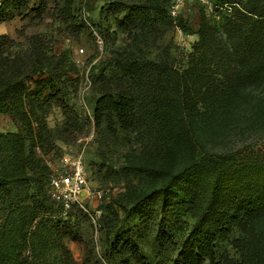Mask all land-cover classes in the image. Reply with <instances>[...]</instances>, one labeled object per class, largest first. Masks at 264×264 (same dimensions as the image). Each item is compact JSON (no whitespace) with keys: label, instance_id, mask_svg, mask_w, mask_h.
I'll list each match as a JSON object with an SVG mask.
<instances>
[{"label":"trees","instance_id":"16d2710c","mask_svg":"<svg viewBox=\"0 0 264 264\" xmlns=\"http://www.w3.org/2000/svg\"><path fill=\"white\" fill-rule=\"evenodd\" d=\"M76 1L63 0L61 13L79 31L74 15ZM132 1L110 3L109 10L120 26L126 22L146 26L165 21L174 30V20L169 16L173 0L161 4ZM213 1L218 6L231 7L229 12L222 13L227 49L217 45V29L199 10L198 41L185 69L174 67L168 60L151 61L139 49L128 50L113 58L114 77L106 81L103 73L95 85L101 95L94 110L97 128L105 126L107 133L116 137L119 126L124 132L134 133L139 146L138 161L124 167V172H136L146 181L158 184L136 199L135 209L122 208L128 217L140 218L142 226L136 228L137 235L156 229L157 236L178 251L182 264H219L216 246L220 239L230 237L264 213V185H244L233 179L238 171L257 170L254 163L262 160V155L259 157L253 151L208 153L197 134L201 127L214 128L228 119L230 88L239 75L242 81L250 83L264 77V0ZM30 3L31 0H0V25L16 16L25 17ZM177 24L190 34L185 16H180ZM93 25L99 34L104 33L100 26ZM31 42L32 51L15 63V76L0 87V113L19 114L22 123L19 133L0 134V195L6 199L5 207L0 209V264H78L64 243L65 238L77 241L78 237L62 222L61 207L49 195L51 174L43 184L37 180L39 172L47 170L38 159V144H52V131L44 117L36 121L35 129L31 117L19 111L22 99L15 94L16 88L21 90L24 77L31 78L46 66L51 77L61 72L49 65L45 45L36 38ZM1 53L0 47V56ZM49 89V95L43 99H33L31 112L35 116V104H57L65 116L63 134L71 141L79 134L77 114L64 99L59 85L51 83ZM229 177L233 181L227 182ZM205 179H210L207 191ZM183 206L192 212L203 209L191 229L176 242L163 231L168 218H158ZM101 209L100 231L107 243V262L112 260L113 253L125 257L130 250L135 264H154L132 241L134 229L120 231L116 227L119 213L109 205L106 211L102 206ZM233 242L235 248L243 251L242 239ZM54 244H58L57 255L50 258ZM82 264L92 263L86 259ZM231 264L249 262L241 258Z\"/></svg>","mask_w":264,"mask_h":264},{"label":"rangeland","instance_id":"374dc122","mask_svg":"<svg viewBox=\"0 0 264 264\" xmlns=\"http://www.w3.org/2000/svg\"><path fill=\"white\" fill-rule=\"evenodd\" d=\"M115 1L118 0H77L74 15L77 18L76 26L80 28L78 31L70 26L61 13L63 0H31L30 11L25 17L16 16L0 25V87L15 76L16 61L32 51L31 39L41 41L45 45L49 65L61 72L51 77L46 66L31 78L24 77L21 90L16 88L15 92L22 99L19 111L26 112L31 117L34 128L37 129L36 121L44 117L48 130L53 134L52 144H38V159L47 170L39 172L37 180H41L43 184L48 175L65 170L66 166L82 156L90 187L103 193L100 202L103 210L106 211L109 205L119 213L116 227L120 231L134 229L132 241L140 246L154 264H182L178 251L174 250L171 243L157 236L156 229L137 235L136 228L142 226L140 218L133 215L128 217L122 208L127 206L130 211L135 209L136 199L158 184L146 181L136 172H124V167L138 161L140 149L132 132H124L117 126L118 135L113 137L107 133L105 126L97 128L94 110L101 95L95 85L97 77L103 73L106 81L114 77L113 58L117 54H126L128 50L139 49L140 54L151 61L168 60L174 67L185 69L188 56L198 41L196 33L200 27V15L196 12L199 11L193 7L194 13L185 14L191 32L188 34L187 44L180 45L174 30L165 21L146 26H133L126 22L120 26L113 11L109 10L110 3ZM165 1L132 2L161 4ZM222 13V10H218L216 14L206 17L217 29V45L227 49ZM151 16L154 17L153 11ZM93 24L100 26L104 33L99 34ZM226 53L234 66L233 58L227 50ZM51 83L59 85L64 99L77 114L76 129L79 134L71 141L66 140L63 134L65 116L57 104H35V116L31 112L33 99L38 96L43 99L49 95ZM230 93L232 101L228 119L214 128L201 127L198 130L202 148L212 154H245L253 151L259 157H264V77L250 83L242 81L239 75L232 84ZM20 119L19 114L1 112L0 134L19 133L22 128ZM262 157V160L254 163L257 170L238 171L233 179L244 185H264ZM233 179L229 177L227 182ZM209 181L210 179H205V191ZM33 192L34 190L31 191ZM5 202L6 199L0 195V209L5 207ZM202 209L203 207L192 212L183 206L176 212L161 214L158 219L168 218L163 231L179 242L182 233L191 229ZM61 219L78 237L77 241L64 239L78 264L86 259H90L92 264H135L130 250H127L125 257L113 253L112 260L107 262L105 236L100 231V226L98 231L95 229L87 215L73 211ZM236 239L244 241L243 251L235 248L233 240ZM57 251L58 244H54L48 257H54ZM216 256L219 264H231L241 258L246 259L249 264H264V213L242 229L236 230L230 237L221 238L216 246ZM53 262L51 259L50 263Z\"/></svg>","mask_w":264,"mask_h":264},{"label":"built area","instance_id":"2783aa9c","mask_svg":"<svg viewBox=\"0 0 264 264\" xmlns=\"http://www.w3.org/2000/svg\"><path fill=\"white\" fill-rule=\"evenodd\" d=\"M193 7L196 11H203L206 16L214 15L218 10L229 12L231 8L229 5L218 6L213 0H173L169 8V16L174 20V32L180 45L187 44L189 35L178 26L177 19L188 12L194 13ZM48 189L51 199L61 207L64 217L73 211L82 212L89 217L98 231L103 215L100 204L103 193L90 187L82 156L66 166L65 170L52 173L49 177Z\"/></svg>","mask_w":264,"mask_h":264}]
</instances>
